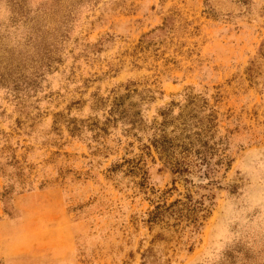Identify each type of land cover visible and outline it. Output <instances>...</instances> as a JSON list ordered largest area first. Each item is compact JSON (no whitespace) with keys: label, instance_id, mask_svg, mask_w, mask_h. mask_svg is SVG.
I'll return each mask as SVG.
<instances>
[{"label":"rangeland","instance_id":"rangeland-1","mask_svg":"<svg viewBox=\"0 0 264 264\" xmlns=\"http://www.w3.org/2000/svg\"><path fill=\"white\" fill-rule=\"evenodd\" d=\"M0 264H264V0H0Z\"/></svg>","mask_w":264,"mask_h":264},{"label":"trees","instance_id":"trees-1","mask_svg":"<svg viewBox=\"0 0 264 264\" xmlns=\"http://www.w3.org/2000/svg\"><path fill=\"white\" fill-rule=\"evenodd\" d=\"M174 204H175V203H174ZM174 204H173V205H174ZM153 217H156V216H153Z\"/></svg>","mask_w":264,"mask_h":264}]
</instances>
